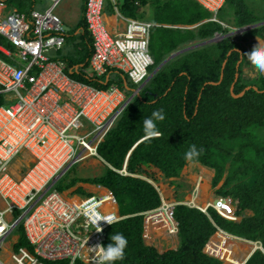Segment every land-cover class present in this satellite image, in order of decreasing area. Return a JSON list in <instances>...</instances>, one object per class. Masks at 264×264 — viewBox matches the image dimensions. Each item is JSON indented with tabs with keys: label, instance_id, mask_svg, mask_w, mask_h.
Masks as SVG:
<instances>
[{
	"label": "trees",
	"instance_id": "1",
	"mask_svg": "<svg viewBox=\"0 0 264 264\" xmlns=\"http://www.w3.org/2000/svg\"><path fill=\"white\" fill-rule=\"evenodd\" d=\"M5 1L21 10H31L38 3L35 0ZM136 3L132 5L136 6ZM163 3L164 0L160 5L162 10L170 9L172 3L179 4L190 16L186 23L164 24L200 26L193 30L162 28L163 32L167 31V35L156 44L163 52V58L157 61L154 59L152 73L167 55L175 53L184 45L195 41L207 42L214 39L216 33L224 32L219 24L205 23L211 14L195 0ZM226 3L236 8V20H239L235 27L237 29L264 21L256 18L254 13L249 17L247 0H227ZM79 28L85 31L84 37L88 40L90 53L79 61L68 59V67L73 70L71 75L98 89H108L111 85L86 74L92 57V41L86 19ZM258 30L264 31V28ZM0 46L13 50L11 43L2 35ZM240 48L237 41L227 38L170 61L129 104L99 147V155L111 168H108L104 177L91 183L102 185L114 194L123 218L109 228L105 246L111 243V236L116 233H122L128 240L125 258L115 264H223L204 252L218 232L215 224L234 237L260 243L264 250V75L261 74L258 84L243 83L241 67L237 69L241 59ZM226 62L224 79L220 83ZM203 65L206 70H199ZM76 67L80 69L77 71ZM238 72L240 78L235 95L242 94L249 87H257L258 90L251 89L243 97H235L231 88ZM116 74L119 76L115 83L123 92L129 91L126 94L131 97L133 91L130 90L132 85L128 78ZM2 104L3 99H0V106ZM160 109H163L165 115L163 121H156L160 136L146 138L144 120ZM192 145L201 150L200 155L192 161L215 172L214 188L219 186L229 171L227 181L219 189L218 195L234 201L237 217H242L246 211L254 213V216L233 222L222 218L213 208L205 213L178 205L175 208V219L180 224L181 245L177 250L169 249L163 253L155 247L162 248L168 244L174 248L177 237L170 233L169 225L149 221L146 225L147 243L155 247L148 246L144 238L146 214L162 206L156 185L182 174L188 161L185 154ZM126 164V173H121ZM78 182L72 180L71 186L65 190L71 189ZM209 186L204 184V187ZM210 200L215 201L216 197L211 194L205 198L207 207L212 205L209 204ZM201 207L204 209L206 206ZM247 246V250L243 249ZM22 247L32 250L25 236H22L16 249ZM253 248L251 243L243 244L236 238H228L220 233L211 240L206 252L224 259L225 264H241ZM242 254L244 258L239 263ZM47 264L70 262L66 260ZM76 264L84 263L78 261ZM246 264H264V251H256Z\"/></svg>",
	"mask_w": 264,
	"mask_h": 264
},
{
	"label": "built area",
	"instance_id": "2",
	"mask_svg": "<svg viewBox=\"0 0 264 264\" xmlns=\"http://www.w3.org/2000/svg\"><path fill=\"white\" fill-rule=\"evenodd\" d=\"M35 1L33 9L21 10L0 0V35L13 48L0 46L5 56L0 57V264L66 260L97 264L91 247L105 245L109 228L121 221L117 213L106 209L107 202L117 206L115 196L92 194L76 202L54 187L88 157L101 158L99 147L128 107V98L118 87L101 90L67 75V65L50 56L67 41L63 20L56 14L64 0ZM106 1L87 0L85 4L92 41L89 70L97 78L112 71L122 74L140 85L136 96L148 84L155 65L151 54L155 25L119 14L127 23L126 30L110 32ZM195 1L211 14L207 23L230 28L218 18L227 0ZM222 34L216 33L215 38L223 40L226 36ZM27 157L31 159L28 164L16 166ZM213 208L222 218L238 221L231 199L220 197ZM19 211V219L7 220V214ZM103 217L113 223L100 221L98 231L95 221ZM149 221L169 225L174 236L180 233L175 206L163 205L147 213L145 225ZM21 225L32 250L25 247L11 252L8 241Z\"/></svg>",
	"mask_w": 264,
	"mask_h": 264
},
{
	"label": "crops",
	"instance_id": "3",
	"mask_svg": "<svg viewBox=\"0 0 264 264\" xmlns=\"http://www.w3.org/2000/svg\"><path fill=\"white\" fill-rule=\"evenodd\" d=\"M86 1L87 0H72L70 6L66 8V11H65L63 17H61V19L63 20L64 29H65L66 34H67V36H66L67 41H66L64 48L61 51L54 52L53 54H51L52 57L54 58L53 60L55 62L60 61V62H63L67 65L68 69L66 70V73L72 79H75V78H73L71 75L73 70L69 69V67H68V63H67L68 59L70 60L71 58H73V60L79 61L80 58L87 55L89 52L88 50H90L88 40L86 39V37H84L85 31L82 28H79L80 24L85 19ZM127 1L128 0H107L106 1L105 21H106L107 27L110 30V32L120 33V32H124L126 30L127 23L119 17V14H121L125 19H133V20L148 22L150 24L155 25V29L160 28L161 30H162V28L193 30V29H196L200 26V24L193 25V26H173V25H169L166 23L164 24L163 21L158 20L157 19L158 14L162 11V8L160 7L162 0H142L140 3L139 2L136 3V6L132 5V3L133 4L135 3L134 0H132L134 2H131V0H129L130 3H127ZM38 5H40V7H41V4H38ZM38 8H39V6H38ZM147 9L149 11H147ZM135 15L141 16L140 19L136 18ZM154 19L156 21H154ZM227 25L229 26V24H227ZM67 26L70 28H75V31H73V30L69 31V29L66 28ZM230 28H231V26H230ZM261 28H264V26ZM261 28H258V29H261ZM81 33H82V35H81ZM262 36L263 37L255 36L254 38L249 39L250 40L249 42H251V45L255 47L258 44V42H264V31L262 33ZM83 39H84V41H82ZM157 42H158L157 33L154 32V29H153L152 37H151V46H152L151 54L156 61H157V59L163 58L162 57L163 52L159 50V52L157 53V51H156V49H157L156 43ZM197 44H201V42L198 43V41L197 42L195 41V42L189 43L187 45H184L175 53L167 55V58L164 60V62L166 60H168L169 58H171L172 56H176V58L179 57L175 54L184 50V49H187V48H190L194 45H197ZM86 47L88 48L87 50H86ZM247 47H249V46H247ZM243 49H245L246 53L249 52V50L246 49L244 46H243ZM192 51H194V50H192ZM245 51H244V53H245ZM189 52H191V51H189ZM157 54H159V55H157ZM0 57L5 58V56L3 54L0 55ZM176 58H174V59H176ZM90 60H91V58H90ZM247 61H248V59H245V57H243V61H242L240 67L242 68L244 65H247L248 64ZM252 67L255 69L254 72H250L249 75H246V73H245L244 75H245V77H254V78L258 79L260 71L256 68L255 65H253ZM89 68H90V65H89ZM89 68L86 70L87 75H89L95 79H98L105 84L111 85L109 88H111V87L117 88L118 87L117 85L111 83L112 80H114L113 75L115 72L112 71L109 76L107 75L104 77L97 78L89 70ZM75 69L78 71L80 68L76 67ZM243 71H244V69H243ZM245 71H247V69H245ZM116 73H118V72H116ZM116 75H118V74H116ZM244 75H243V78H244ZM78 82L85 83L87 85H91V84H88V83L82 82V81H78ZM91 86L97 88L94 85H91ZM106 89H104V90H106ZM124 93H125V91H124ZM30 160L31 159L29 157H27V159L19 161L16 166L17 167L25 166L26 164L29 163ZM79 166H80L79 170L81 172L79 171L78 175L73 174V181L79 180V182L75 186H73L72 188H74L76 186H79V187H77V189H71V190L68 189L67 191L65 190V194H67V192H69V191L71 193L69 196L66 197L67 199L73 200L75 198H80L82 200L88 196H91L92 194L101 195V191H100L101 189L107 190L109 193H112L109 189L105 188L102 185L91 183L93 180H97V179L104 177L107 173L106 168L107 169L111 168V166L103 158L88 157L87 160ZM84 172L87 175L91 174L93 176H90V177L86 176L84 174ZM99 173L101 174L100 178H99V176L96 177V175ZM15 174L17 177H20L19 174H17V173H15ZM214 178H215V172L214 171H211V170L203 167L198 162L188 160L186 167L184 168L182 174L179 177L170 178L168 182H166V180H164L165 182L163 181V182L156 185V188L158 189V191L161 195L162 206L163 205H171V206L185 205V206H189L191 208H196V209L201 210L200 208L196 207L194 204V202L197 201L198 199H200L203 195V190L200 187L201 185L209 184L210 185L209 188H212L214 191V196L216 197V200L220 197L218 195L219 190H216L214 188V185H213ZM169 182H170V184H169ZM208 192H210V191H208ZM63 193L64 192H62V195H63ZM196 193H198V197H195ZM209 195H207V196H209ZM215 201H214V203H215ZM203 202L205 204H201V206L202 205L206 206V202L204 200H203ZM214 203L212 205H210L208 208H210V207L213 208ZM117 208H118V210L115 213H117L118 216L121 218L120 206L118 205ZM201 211L205 212L204 210H201ZM19 213L22 215V213L20 211L18 212V214ZM14 214H16V213H14ZM14 214H10V215L13 216ZM20 214H19V217H16L15 219H19L21 217ZM21 228H23L22 225L16 231V233H18L17 237H19V238L18 239L16 238V241H17L16 245H15L16 242L14 241V244H13L14 250H17L16 247L19 245L22 236H24V228L23 229H21ZM176 237H177L176 241H175L176 244H175L174 248H172L170 250H176L181 245L180 237L179 236H176ZM145 242L149 246L147 241H145ZM22 248H25V247H22Z\"/></svg>",
	"mask_w": 264,
	"mask_h": 264
},
{
	"label": "rangeland",
	"instance_id": "4",
	"mask_svg": "<svg viewBox=\"0 0 264 264\" xmlns=\"http://www.w3.org/2000/svg\"><path fill=\"white\" fill-rule=\"evenodd\" d=\"M172 1H177V0H164V3H163V5L164 4H170V2H172ZM71 2H72V0H64V3L63 4H61V7H59L58 9H57V11H56V14L58 15V16H60V17H63V15H64V13H65V11H66V8L67 7H69L70 6V4H71ZM247 4H248V6H249V8H250V13H249V17H252L251 15H253V13H254V16H256V18H258V19H263L264 20V0H247ZM147 11H149L148 9H147ZM185 10L181 7V6H179V4H173L172 3V6H171V8L170 9H165V10H162L161 12H160V14H158V20H160V21H163V22H176V23H186V21L188 20V18L190 17L189 16V14H187V12L185 11ZM235 11H236V8H234L233 7V5L232 4H230V3H226L225 4V6L223 7V9L221 10V12L218 14V18H219V20L220 21H223V22H225V23H227V24H229V27L231 26V28H228V29H225V28H223V27H221L222 28V30L224 31L223 33L225 34H222V35H224V36H226V34L228 35V34H230V33H232V32H235V27L237 26V24H239V20L237 19L236 20V14H235ZM248 11V12H249ZM136 13V12H135ZM135 17L136 18H138V19H140V17L141 16H136L135 15ZM246 17V16H245ZM241 18H244V16H241ZM240 19V18H239ZM154 21H156L155 19H154ZM177 21H179V22H177ZM189 21V20H188ZM264 21H262V22H260V23H263ZM66 28H68L69 29V31H71V30H73V31H75V28H70V27H66ZM72 31V32H73ZM154 32H156L157 33V38H158V42H160V40L162 39V41H163V36H166L167 35V31H164L163 32V30H161L160 28H154ZM225 32H227V33H225ZM252 32V31H251ZM162 33H163V35H162ZM249 32H247V33H244V34H242V33H239V34H234V35H232L231 36V38L230 39H232V40H235V41H237V44H239V46H241V48L239 49V51L242 53L241 54V57L243 56V57H245V59H248L247 58V53H246V51H245V49H243V46L246 48V49H248L249 51L251 50V49H253L254 48V46H252L251 45V42H249L250 40L249 39H251V38H254L255 36H258V37H263L262 36V33H263V31L262 30H258V29H256L255 30V32H252V33H250V34H248ZM81 35H82V33H81ZM247 37V38H246ZM82 41H84V39L82 40ZM219 42V40H217V43ZM162 43V42H161ZM243 45V46H242ZM156 46H157V49H156V51H157V53L159 52V46H158V44H156ZM247 46H249V47H247ZM88 48L86 47V50H87ZM245 51V53H244V51ZM244 54V55H243ZM157 55H159V54H157ZM50 56H52V55H50ZM156 56V55H155ZM241 60V59H240ZM247 65H244L242 68H241V75H242V79H243V83L244 84H248V85H251V84H254V83H256V84H258L260 81V76H261V74L262 75H264V73H261L260 72V74H259V76H258V79H256V78H254V77H245V73H246V75H249V73L250 72H254V68L252 67L253 65H252V63L248 60L247 61ZM243 69H244V71H243ZM245 69H247V71H245ZM253 69V70H252ZM199 70H203V71H205L206 69H205V67H204V65L199 69ZM243 75H244V78H243ZM113 77H114V80H112V82L111 83H113V84H116V85H118L117 83H115V80H117L118 79V75H116V74H114L113 75ZM256 79V80H255ZM129 83L132 85L131 86V91H133L132 92V94L134 93V91L137 89V88H139V86H137V85H134L133 83H131L130 81H129ZM256 88V87H255ZM128 93H129V91H127ZM126 92V93H127ZM20 160H22L21 158H20ZM106 166V165H105ZM80 169V166H76V167H74L72 170H71V172L70 173H68V174H66L65 175V177L54 187V190H57V191H61V192H64L63 193V196H65V197H67V194L68 195H70L71 193H70V191L69 192H67V194H65V189H67L69 186H71V184H70V182L73 180V174L75 175H78L79 174V170ZM106 170H108L107 168H106ZM23 171V174H25V172H26V170L25 169H23L22 170ZM81 172V171H80ZM84 174L86 175V176H93V175H87L85 172H84ZM100 173L99 174H97L96 175V177H98L99 176V178H100ZM95 176V175H94ZM228 176H229V171L228 172H226V174H225V177H224V179H223V181L219 184V186L217 187V188H215L216 190H219V189H221L224 185H225V183H226V181H227V178H228ZM101 179V178H100ZM169 181V179H166V182H168ZM165 182V181H164ZM169 184H170V182H169ZM235 184H233L232 185V187L234 186ZM77 187H79V186H76V187H74V188H71V189H77ZM201 188H202V190H203V195H202V197L200 198V199H198L197 201H195L194 202V204H195V206L196 207H198V208H201V204H205L204 202H203V200L205 201V198L207 197V195H214V191H213V189L212 188H208V187H204V185H201L200 186ZM70 189V190H71ZM67 191V190H66ZM104 191L105 190H101V195L102 194H104ZM208 191H210V192H208ZM82 193V192H81ZM100 195V196H101ZM195 197H198V193H196L195 194ZM214 203V200H210L209 201V204H213ZM206 207H207V205H206ZM116 208H117V206H116ZM117 210H118V208H117ZM202 210H204V211H206L205 209H202ZM16 214H14L13 216L12 215H8L7 214V220L8 221H10L12 218L13 219H15L16 217H19V214H18V212H15ZM21 215V214H20ZM251 216H254V213H251L250 211H246V212H244V214H243V216L242 217H240V221H241V219L244 217V218H246V217H251ZM18 233H14L13 235H12V238H10L9 239V247H11V248H7L9 251H13L14 249H13V244H14V239H15V242H16V238L18 239ZM238 240H240V242L241 243H243V244H253V246H254V248H253V250L255 249V248H257V251L258 250H260L261 248H262V246H261V244L260 243H258V242H250V241H247V240H243V239H240V238H237ZM249 242V243H248ZM257 245V246H256ZM6 247H8V244H7V246ZM155 247V246H154ZM155 248H157L160 252H164V251H167V250H169V249H172L173 247L172 246H170V245H168V244H164V247H160V248H158V247H155ZM243 249H248V246L247 247H244ZM177 250V249H176ZM252 250V251H253ZM256 250V249H255ZM205 251H206V249H205ZM5 257H6V255H4ZM245 261V260H244ZM243 261V262H244ZM225 264V263H224Z\"/></svg>",
	"mask_w": 264,
	"mask_h": 264
},
{
	"label": "clouds",
	"instance_id": "5",
	"mask_svg": "<svg viewBox=\"0 0 264 264\" xmlns=\"http://www.w3.org/2000/svg\"><path fill=\"white\" fill-rule=\"evenodd\" d=\"M209 20V19H208ZM207 21V20H206ZM205 21V23H207ZM229 30V29H228ZM238 30L237 28L235 29V31ZM223 33V32H222ZM225 35V34H224ZM233 35V32L230 33V34H226V38H224L223 40L227 39V38H230L231 36ZM223 40H219V42L223 41ZM247 58L248 60L256 66V68L261 72V73H264V42H258V44L253 48L251 49L247 54ZM154 59V58H153ZM155 61V60H154ZM155 72V71H154ZM153 72V73H154ZM152 73V72H151ZM152 73V74H153ZM152 76V75H151ZM137 90V89H136ZM135 90V91H136ZM125 95L127 96L128 98V105L129 106V100L131 98H136L138 95H134V93L132 94L131 97H128V95L125 93ZM165 119V115H164V112H163V109H160V110H157V111H154L152 113V117L150 118H147L144 120V127H143V130H144V134H145V137L146 138H156V137H159L160 136V132L158 130V126H157V123L156 121H163ZM200 151L201 150H198L197 147L195 145H192L190 150L187 151V153L185 154V159L191 161L194 157H198L200 155ZM102 158V157H101ZM127 165L125 166V169H126ZM123 173H126V171L124 172L121 171ZM114 195V194H113ZM222 197V196H220ZM219 197V198H220ZM226 198V197H224ZM227 199H230V198H227ZM232 200V199H231ZM233 201V200H232ZM234 203V201H233ZM118 204V202H117ZM119 205V204H118ZM117 205V206H118ZM235 206V204H234ZM162 207V206H161ZM177 206H175L176 208ZM236 207V206H235ZM212 208V207H210ZM209 208V209H210ZM208 209V210H209ZM214 209V208H213ZM237 209V208H236ZM206 210L205 213L208 211ZM215 210V209H214ZM216 211V210H215ZM121 220H123V218L121 217ZM100 221H105L107 222L108 224H112L113 221L111 218H107V217H103V218H99L95 221V224H96V227L99 231V229H101L100 227ZM238 221H240V217H238ZM120 222V221H119ZM116 224V223H115ZM145 228H146V225H145ZM221 229V228H220ZM218 230V229H217ZM222 230V229H221ZM224 233H226L224 230H222ZM221 233L220 231L217 232V234ZM228 234V233H226ZM230 235V234H228ZM179 236V234H178ZM231 237L233 238H236L237 237H234L232 235H230ZM145 238V237H144ZM211 241V240H210ZM209 244V243H208ZM128 246V240L127 238L122 234V233H116L114 235L111 236V243H109L107 246L103 245V244H98V245H95L92 248V251L94 254H96V261H97V264H115L116 261H122L124 258H125V250ZM207 248V246H206ZM205 248V249H206ZM263 249V248H262ZM264 251V250H262ZM204 252L206 253V251L204 250ZM207 254V253H206ZM208 255V254H207ZM209 256V255H208ZM215 258V257H213ZM218 259V258H217ZM220 260V259H219ZM222 261V260H220ZM223 263V261H222ZM224 264V263H223Z\"/></svg>",
	"mask_w": 264,
	"mask_h": 264
},
{
	"label": "water",
	"instance_id": "6",
	"mask_svg": "<svg viewBox=\"0 0 264 264\" xmlns=\"http://www.w3.org/2000/svg\"><path fill=\"white\" fill-rule=\"evenodd\" d=\"M264 26V22L263 23H259V24H255V25H252V26H248V27H245V28H242V29H238V30H236L235 32H233V35L234 34H239V33H242V34H244V33H247V32H251V31H253V30H256V29H258V28H261V27H263ZM217 40L218 39H216V38H214V39H212V40H209V41H207V42H203V43H201V44H197V45H194V46H192V47H190V48H187V49H184V50H182V51H180V52H178V53H176L175 55H177V56H180V55H182V54H185V53H187V52H189V51H192V50H196V49H198V48H201V47H203V46H206V45H209V44H214V43H217ZM240 52V51H239ZM243 53V52H242ZM241 52H240V54H242ZM174 58H176V56H172L171 58H169L168 60H166L163 64H161L156 70H155V72L152 74V76H151V78H150V80L166 65V64H168L170 61H172V60H174ZM242 61H243V56L241 57V60L238 62V65H237V69L239 70L240 69V66H241V63H242ZM226 65H227V62L224 64V66H223V71H222V77H221V81H220V83L223 81V79H224V71H225V68H226ZM239 78H240V73H237L236 74V80H235V82H234V84L232 85V88H231V92H232V94L235 96V97H243L245 94H246V92L247 91H249V90H251V89H254V90H258V88L256 87H249V88H247L242 94H240V95H235V88H236V84H237V82H238V80H239ZM149 80V81H150ZM134 100V98H131L130 100H129V104L132 102ZM127 165V164H126ZM209 209V208H208ZM207 209V210H208ZM260 250H263L262 248L260 249ZM257 251V250H256ZM255 251V252H256ZM166 252V251H165ZM254 252V253H255ZM164 253V252H163ZM253 253V254H254ZM252 257V256H251ZM250 257V258H251ZM249 258V259H250ZM249 259H248V261H249ZM247 261V262H248ZM246 262V263H247Z\"/></svg>",
	"mask_w": 264,
	"mask_h": 264
},
{
	"label": "bare ground",
	"instance_id": "7",
	"mask_svg": "<svg viewBox=\"0 0 264 264\" xmlns=\"http://www.w3.org/2000/svg\"><path fill=\"white\" fill-rule=\"evenodd\" d=\"M107 194H109V192L107 191V190H105L104 191V194H102V195H107ZM73 199V198H72ZM74 201H76V202H79L81 199L80 198H75V199H73ZM3 206V208L5 209V207H6V205L5 204H3L2 205ZM110 209L111 211H114V212H117V208H116V205H114L113 203H110V202H107V204H106V209ZM207 208L208 207H205L204 209L205 210H207ZM201 210L203 209L202 207L200 208ZM220 234V233H219ZM218 234H216L215 236H213V238H215L216 236H217ZM144 237H145V241H147V229L145 228V235H144ZM212 238V239H213ZM211 239V240H212ZM210 243H211V241L209 242V244H208V246H207V248L206 249H208V247H209V245H210ZM249 243V242H248ZM149 246H151V245H149ZM257 246V245H256ZM151 247H154V246H151ZM249 247V246H248ZM256 250H257V248H255ZM253 250V251H251V253L249 254V256L245 259V261L244 262H242L241 264H246V262L248 261V259L253 255V253L256 251V250ZM244 254H242L241 256H240V258H239V263H240V261H241V259H243L244 258V256H243ZM222 261H223V263H225V261H224V259H221ZM226 264H230V263H226Z\"/></svg>",
	"mask_w": 264,
	"mask_h": 264
},
{
	"label": "flooded vegetation",
	"instance_id": "8",
	"mask_svg": "<svg viewBox=\"0 0 264 264\" xmlns=\"http://www.w3.org/2000/svg\"><path fill=\"white\" fill-rule=\"evenodd\" d=\"M239 73V72H238ZM239 81V80H238ZM238 83V82H237Z\"/></svg>",
	"mask_w": 264,
	"mask_h": 264
}]
</instances>
